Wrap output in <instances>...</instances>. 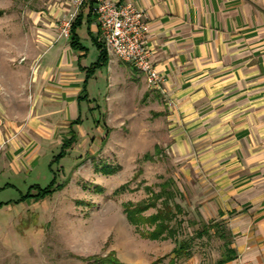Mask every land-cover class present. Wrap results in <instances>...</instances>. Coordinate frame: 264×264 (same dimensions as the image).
<instances>
[{"label":"crops","instance_id":"crops-1","mask_svg":"<svg viewBox=\"0 0 264 264\" xmlns=\"http://www.w3.org/2000/svg\"><path fill=\"white\" fill-rule=\"evenodd\" d=\"M115 1L144 8L145 38L150 61L161 77L159 88L149 87L129 63L108 56L88 79L87 98L78 100L85 70L99 55L95 42L98 26L86 3L80 8L83 20L79 28L96 49L95 61L85 63L90 48L82 42L83 35L78 33L84 49H75L70 38L57 29L38 63L44 75L40 82L55 87L46 88L49 92L45 94L54 97L47 105L55 108L51 115L57 126L68 127L69 135H77L75 125L81 123H71L81 118L83 102L88 101L91 109L93 80L102 68L106 70L105 100L110 104L105 106L103 119L108 125L122 109L120 105L126 113L119 119L125 120L134 117L139 101L149 109V100H154L157 111H161L159 103L164 104L168 111L164 109L160 117L166 114L178 123L169 124L174 152L185 160L193 145L200 163L210 170L208 177L203 176L210 186L194 191L195 216L175 202L179 214L187 212V217L179 219L182 222L174 227L178 233L173 238L149 239V264H264V0ZM70 10L60 9L57 14L67 18ZM66 139L62 134L56 148ZM43 141L28 154L30 166L42 157ZM1 143L2 160L9 150ZM183 200L189 201L188 197ZM202 221L207 225L221 222L233 258L220 262L224 240L214 227L200 236ZM153 241L163 242L164 250L157 244L160 250L155 251ZM179 241L184 246L175 254Z\"/></svg>","mask_w":264,"mask_h":264},{"label":"rangeland","instance_id":"rangeland-1","mask_svg":"<svg viewBox=\"0 0 264 264\" xmlns=\"http://www.w3.org/2000/svg\"><path fill=\"white\" fill-rule=\"evenodd\" d=\"M67 8L73 10L70 0H0V140L9 150L0 159V264H103L99 259L108 255L126 264H149L147 234L154 224L140 218L163 208L166 196L154 199L152 194L166 184L174 195L169 204L174 229L187 217V212L179 214L175 202L195 216L192 195L210 186L203 179L210 170L200 163L193 145L185 160L179 159L169 135V124L178 123L166 114L160 117L166 108L162 103L157 111L154 100H149V109L139 101L134 117L125 120L119 119L126 113L120 105L123 110L108 125L103 119L110 105L105 100V68L93 80L91 109L88 101L81 106L75 143L66 156L57 157V141L62 134L70 135L51 115L55 108L47 104L54 97L45 93L55 87L40 82L44 75L38 63L54 31L60 32L68 18L57 12ZM78 33L90 48L85 60L90 65L96 49L83 28ZM99 127L103 130L97 131ZM42 139V157L30 166L27 156ZM52 181L53 187L65 185L51 196L19 201L33 185L44 188ZM146 204L150 206L144 208ZM128 205L144 208L138 220L127 217ZM152 244L155 251L164 250L163 242Z\"/></svg>","mask_w":264,"mask_h":264},{"label":"built area","instance_id":"built-area-1","mask_svg":"<svg viewBox=\"0 0 264 264\" xmlns=\"http://www.w3.org/2000/svg\"><path fill=\"white\" fill-rule=\"evenodd\" d=\"M85 2L92 4L98 26L97 40L104 46L107 55L129 63L149 87L159 88L161 77L150 61L151 51L145 38L148 23L144 8L115 0H70L73 10L64 21L60 34L70 38L71 23ZM235 264L247 263L237 261Z\"/></svg>","mask_w":264,"mask_h":264},{"label":"trees","instance_id":"trees-1","mask_svg":"<svg viewBox=\"0 0 264 264\" xmlns=\"http://www.w3.org/2000/svg\"><path fill=\"white\" fill-rule=\"evenodd\" d=\"M86 3H88L89 5L88 6L89 13L93 14L91 2H85L84 4ZM84 4L82 6H84ZM80 8L70 26V46L75 49H84V47L79 43V36L77 32L83 20V14ZM95 42L99 50V55H98L96 62L92 63L85 70V80L83 81V84H82V92L77 97L78 100L87 98L86 85H87L88 79L91 77V75H93L96 69L100 68L107 61L108 55H107L106 49L98 40H96ZM80 123H81V118L80 116H78V118L73 120L71 124L74 125V124H80ZM76 138H77L76 134L72 132L70 137L62 142L60 146L61 150L57 156L58 158L66 156L67 154L66 151L72 148V145L73 143H75ZM53 182L54 181H52L51 184H49L48 186L44 188H41L39 185H33L31 187V190H29L25 195H23L19 201L24 202L26 199H42L46 196H51L55 191L60 190L65 185L62 183V184L56 185V187H53ZM162 187H163V191L152 194L154 199H160L164 194L166 195L164 198L165 206L163 205V208H158L155 214H152L146 218L137 217V214H139V212L142 211V209L146 208L147 205L150 206V204H146L144 208H138V207L131 208L129 205L125 207L126 215L130 220H138L140 218L141 220H146L149 223L154 224L153 229L149 232V234H147L149 238L151 239H163V238H167L168 236L173 238L178 233L177 230L173 229V227L170 226L169 224V220L172 219V214H171V207L168 204V199L172 198L173 194L170 192L169 188L168 189L166 188L167 187L166 184H164ZM165 188L167 189V191L165 190ZM1 206L2 205H0V207ZM175 207H178V205L176 204ZM201 224H203L204 229L198 232L200 236L203 235V232L205 231L208 232V229H210L211 227H214L216 228L217 235L224 240L225 250L223 251V255L220 259V262H224L228 259L233 258L235 254L232 249L228 248L229 239L227 237V231L225 227L221 224V222H212L210 225H207L204 221H202ZM183 246H184L183 242L179 241V243H177V248L176 247L174 248V253L178 254V251H180V248H182ZM99 262L103 264H126V263L121 262L117 258L112 257V255L101 257V259H99Z\"/></svg>","mask_w":264,"mask_h":264}]
</instances>
